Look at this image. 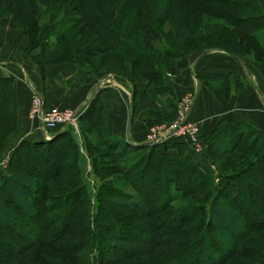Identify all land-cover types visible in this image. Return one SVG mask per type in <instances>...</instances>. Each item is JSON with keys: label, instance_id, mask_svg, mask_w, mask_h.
Listing matches in <instances>:
<instances>
[{"label": "rangeland", "instance_id": "374dc122", "mask_svg": "<svg viewBox=\"0 0 264 264\" xmlns=\"http://www.w3.org/2000/svg\"><path fill=\"white\" fill-rule=\"evenodd\" d=\"M159 1L160 5H157ZM227 1L232 0H0V29L6 27L12 38L7 39L10 48L8 43L2 45L6 53L0 49V56H8V52L10 56H22L41 72L47 65L74 61L88 73L114 71L132 80L135 77H149L150 80L152 76L145 72L144 63L151 69L168 70L179 58H187L195 49L221 45V48L248 57L264 79V49L253 38L254 22L237 18L236 27L234 18L216 14L220 6L245 18L248 14L256 16L257 7L251 0H244L248 3L237 8ZM9 2L19 3L17 7H10ZM155 6L157 13H163L166 7L165 15L157 18L153 13ZM79 15L94 17L93 28L110 22L116 36L107 34V37L118 38L119 43L106 50L103 48L105 43L97 39L101 37L99 32L96 34L93 28H88L86 34H80L81 24H77L72 28L73 36H84L83 46L93 50L84 51L85 56L73 57L70 61L44 65L43 61L59 58L53 55L60 43L57 42L59 32L54 31L51 24L67 22L66 18ZM182 24L190 29L197 28L198 36L195 39L176 38L175 29ZM231 30L235 35L229 34ZM21 43L24 46L20 49ZM48 53L50 58L46 55ZM135 54L143 57L138 66L129 63V56ZM164 79L165 76H160L158 81ZM228 92L225 89L216 95L224 101ZM32 95L30 117H34L31 114ZM187 95L188 91L182 94L183 97ZM8 104L4 103L0 108V179H4L2 186L0 180V203L20 219L14 227L4 226L0 221V264H264V193L262 196L257 186L251 185V197L241 195L235 198L226 191L220 195L222 190L218 188L224 179L216 174L219 171L264 176V157L253 144L247 143L251 137L234 146L231 141L234 131L220 133L218 142L225 152L220 156L211 155L206 160L213 170V177L204 181L202 186L197 183L187 185L190 190L198 188L191 190L192 195L182 193L184 197H181V185L177 187L178 193L174 192L179 195L175 200L166 198V193L162 192L163 199H166L161 201L156 198L155 189L150 196L147 190V182L157 172L155 160L150 163H154L153 173L150 170L135 176L130 171L124 172L131 166L140 168L148 149L127 150L124 155L123 152L117 155L120 147L108 149L102 140L103 135L98 133L96 113L92 110L84 124L85 134L88 133L90 138L87 149L90 158L79 154L71 157L70 162L68 159L66 167L57 168L51 160L43 158L37 162L35 152L30 150L23 162L20 155L25 147L17 149L10 157V168L13 171L27 170L38 185L37 201L30 213L25 214L12 202L9 182L6 183L3 177L4 173L8 174L10 154L6 148L15 122L14 112L8 109ZM94 105L95 102L92 103L93 109ZM61 109L71 111L73 108ZM173 119L159 116L157 121L145 125L143 136L160 125H168ZM188 120L195 122L189 117ZM175 163L170 166V171L175 169ZM81 179L83 184L77 187V181ZM159 180L153 178L151 181L155 184ZM159 183L164 185L163 181ZM75 187L78 192L74 199L60 207L61 196ZM144 193H147L146 197H143ZM215 195L237 215V233L231 230L225 232L227 234L219 233L205 223L203 210ZM109 199L123 200L126 204L117 205ZM245 200H248L247 204ZM96 225L97 232H93ZM94 241L97 243L92 247Z\"/></svg>", "mask_w": 264, "mask_h": 264}, {"label": "crops", "instance_id": "0c3cea01", "mask_svg": "<svg viewBox=\"0 0 264 264\" xmlns=\"http://www.w3.org/2000/svg\"><path fill=\"white\" fill-rule=\"evenodd\" d=\"M262 31L260 38L264 44ZM7 39L12 40L11 35L6 27L1 26L2 53H6L3 44L11 45ZM23 46L21 43L18 48ZM203 50L205 52L194 62L189 61V56L181 57L170 69H165L166 87L160 92L156 91L158 84L150 83V91L144 93L150 86V80L133 78L138 89L136 95L126 77L110 72L88 73L74 61L47 65L41 72L22 56H10V52L8 56L1 55V105L9 103L8 109L14 112L15 117L7 152L10 154L21 140L48 139L55 132L44 129L36 118L30 117L33 92L42 96L47 107L78 109L81 115L90 107L93 97L98 95L101 102L99 114L103 122L117 138L133 143L147 142L143 128L153 120L157 121L159 116L174 118L177 102L186 91L194 96L189 119L198 122L202 133L212 140L223 132V120L229 114L241 121V130L247 131L245 125L264 130V79L260 71L246 56H235L221 48ZM225 85L229 92L223 101L216 94L225 90ZM169 140L184 141L175 138ZM191 152L196 159L206 161L209 158L204 152Z\"/></svg>", "mask_w": 264, "mask_h": 264}, {"label": "trees", "instance_id": "16d2710c", "mask_svg": "<svg viewBox=\"0 0 264 264\" xmlns=\"http://www.w3.org/2000/svg\"><path fill=\"white\" fill-rule=\"evenodd\" d=\"M248 1V0H247ZM247 1H242V0H232V1H227L230 6H233L235 8L237 7H243L244 3H248ZM10 7H17L19 2H9ZM242 3V4H241ZM251 3L257 7V14L256 16H251V14L244 16H239L237 12L233 11H228L225 8H222L218 5H215L218 7V10L216 11V14L219 16H224L228 17L229 19L234 18L233 23L235 24L234 26L237 27V21L238 20H246L252 23V25L255 26V30L253 32V38H255V41L257 44L261 45L262 50L264 49V44L263 41H261V33L264 30V9L260 3L259 0H251ZM160 5V1L157 3V5ZM21 6V5H20ZM85 8V7H84ZM166 9V7H165ZM165 9L163 10V13H157L156 6L153 8V13L157 18H160L165 15ZM200 9V7H199ZM85 11V10H84ZM83 11V12H84ZM85 13V12H84ZM242 13V12H241ZM246 13V12H245ZM11 18V16H7V18ZM6 18V19H7ZM239 18L237 21L236 19ZM68 21L67 22H58L56 24H51V28L59 32L57 42L59 43L55 49V52L53 55L59 56V58L51 59V61H43L44 65L47 63L51 62H64V61H70L73 57H80V56H85V52H91L93 49L92 48H87L84 45V36H78L79 38H75L77 36H73L74 33H72V28L76 26L77 24H81V27L78 29L80 34H86V31L88 28H93L92 25L94 23L92 21H95L94 17H86L84 15L82 16H77L74 18L73 16H70L69 18H66ZM260 20V21H257ZM262 20V21H261ZM99 21V20H96ZM260 22V23H259ZM262 23V26H261ZM71 25V26H70ZM111 23L106 22L103 24L96 25L94 31L96 34L99 32V35H101L100 38L97 37V39H100L102 43H105L103 48L111 50L112 48L115 47V44L119 43L118 38H112L108 39L107 34H114L113 29L110 27ZM257 27V28H256ZM226 26H223V29H225ZM227 29V28H226ZM230 30V29H229ZM233 30L229 31V34L235 35V33H232ZM199 30L197 28L195 29H190L186 25H179L175 29V37L178 39H195L198 36ZM228 32V30H227ZM61 33V34H60ZM64 34V36H63ZM79 34V35H80ZM61 35V36H60ZM238 40V38H237ZM48 42V41H47ZM223 46L221 45H215L211 47H206V48H198L196 50H203V49H211V48H221ZM226 50L232 55L239 56L237 52L234 50H229L225 48H221ZM192 51V52H194ZM191 52V53H192ZM190 53V54H191ZM38 56L42 54V51L40 53H37ZM94 54V53H93ZM130 54V53H127ZM188 54V56L190 55ZM46 55H49L46 54ZM133 55V54H131ZM50 58V55H49ZM140 58H143L141 56H138V54H135V56H129V63L135 64L136 66L139 65L140 63ZM80 59V58H79ZM145 59V57H144ZM78 61V59H76ZM124 60V58L122 59ZM146 61V60H145ZM145 64V72L151 74L152 79H150L151 84H158L159 87L156 88V91L160 92L165 86V81L160 80L161 78H164L165 76V71L162 69H151L149 68L150 66L146 63ZM143 65V64H142ZM136 71L140 72L139 68L136 67ZM117 74L122 77H126L131 84L133 85V94H137V89L134 85V82L132 78L130 79L129 77L118 73V72H110ZM149 79V77H146ZM159 78V79H158ZM151 84H149V88H147L144 93H148L150 91ZM225 89L228 88L227 85L224 86ZM143 93V94H144ZM1 95V99H3ZM134 99V97H133ZM95 102L94 109L92 108V103ZM2 103V100H0V105ZM90 107H88L83 114L80 116V118L77 121V126H78V132H75L73 128H64V129H56L53 130L55 131L48 139H41V140H21L18 142L14 148L10 151L9 159H8V174L3 175V177L7 180L6 183L9 185V193L12 198V202L19 208L20 211L25 212V214L30 213V208L35 205V202L37 201V192H38V185L36 183V180L34 176L28 172L27 170H17L13 171V169L10 168L11 164V159L12 155L16 152L17 149L25 147L26 149L24 150L23 154L20 155L23 160V162L26 161V156L28 155L30 151H34L36 156L35 158L37 159V162L39 159H46L51 160L52 164H56L57 168L61 167H66L68 165L67 160L69 159V162L71 161V157H77L79 154L86 156L87 158H90V154L88 152V141L89 135L86 133V129H84V124L88 119V114L91 113L92 110L96 113V122L98 125V133H101L103 135L102 140H104V143L108 147V149H117L120 147V151L118 152L117 155H123L127 152L138 150V149H143L147 148V153L143 155V163L141 164L142 166L140 168H135L131 166L132 168L124 170V172H131L135 176L139 173L143 172H149L152 169V164H150L154 160L156 161L155 164H157V172L156 174L147 182V190L152 193L154 192L155 189V194H157V199L163 201L166 198H172L173 200L179 198V195H175V193H178L177 187L181 185V190L180 196L184 197V194H189L192 195L194 190H197L198 188H191L193 190L191 192L190 186L188 187L190 183L195 184L197 183L198 185L202 186L204 181L208 179V181L213 177V170L209 164H207V161L200 160L194 158L190 152L192 151L189 144L186 141H174V140H168L166 142H155V143H133L130 140H121L117 138L112 130L110 129L109 126H107L103 120L100 117V109H101V102L100 98L98 95H95L93 99L91 100ZM90 112V113H89ZM225 121V125L223 126L222 133L226 134L227 132L230 133V131H234L233 137L231 139L232 143L234 146H237L244 140L246 141L247 138L251 137L250 141H247L249 144H253L255 148H257L258 151L261 152V155L264 157V130L260 129H254L251 126L247 127L245 125V128H247V131L241 130V121L234 115L229 114L225 117L223 120ZM206 136V143L207 146L204 150V153H206L209 156L211 155H217L220 156L225 152L224 147L221 146L218 142V138L212 140L209 136ZM255 142V143H253ZM91 146H99L97 144H91ZM30 150V151H29ZM154 151V152H153ZM32 152V153H34ZM193 153V152H191ZM194 154V153H193ZM153 157V159H152ZM176 161L174 165V172L170 171V166H172L173 162ZM213 164L215 166V161L212 159ZM264 161V158H263ZM22 162V163H23ZM36 162V165H37ZM32 165V164H30ZM71 165H74V162L71 163ZM151 166V167H150ZM155 166V165H154ZM255 166L258 167V163L255 162ZM154 168V167H153ZM217 171V170H216ZM58 172V170H56ZM10 173V174H9ZM217 176L219 178L224 179V182L219 190H222L220 195L224 194L225 191L228 194H231L232 196H235V198H238L241 195H247L251 197V192L249 191V187L251 185L257 186L259 189V193L263 196V188H264V176H256L254 174H247V175H241L239 172L235 173H221L217 171ZM57 175V174H56ZM162 178H161V177ZM215 176V177H217ZM221 176V177H220ZM153 178H159V182L163 181L164 185H161L159 182L158 183H152L151 181ZM2 179V178H1ZM0 179V180H1ZM255 179V180H253ZM251 180V181H250ZM78 185L77 187H80L81 184H83V180L81 179L80 181H77ZM4 183V179H2L1 186ZM158 184V186H157ZM160 186V187H159ZM146 190V191H147ZM77 188H72L68 189L60 198V202L64 206L66 203L71 202L74 197L77 194ZM162 192L166 193V198L163 199L165 195H162ZM175 192V193H174ZM174 193V194H173ZM184 193V194H182ZM147 193L143 194V197H146ZM188 196V195H187ZM171 200V199H170ZM248 200H245V204H247ZM109 202L117 204V205H125L126 203L123 200H112L109 199ZM133 204H130L129 206H132ZM168 206V205H166ZM165 206V207H166ZM204 211V216H206V224L209 223L213 227L216 228V230L219 233H225L227 231H232L234 233L238 232V219L237 215L232 211V209L220 202L217 199V196H212L210 198L209 203L205 206ZM18 219L20 217H17L13 213H11L5 206H3V203H0V221L4 226H9V227H14L15 224L18 225ZM22 222V221H20ZM96 227H94L93 232H97ZM37 230V229H36ZM37 236H39L38 231H36ZM227 234V233H225ZM97 243V241L93 242V246ZM96 247L99 248V246L96 245Z\"/></svg>", "mask_w": 264, "mask_h": 264}, {"label": "built area", "instance_id": "2783aa9c", "mask_svg": "<svg viewBox=\"0 0 264 264\" xmlns=\"http://www.w3.org/2000/svg\"><path fill=\"white\" fill-rule=\"evenodd\" d=\"M32 115L46 130L53 131L72 127L78 130L77 121L80 112L76 109L68 111L58 107H45L42 96L33 92ZM194 96L188 93L186 97H181L177 102L176 115L168 125H160L151 130L145 137L149 143L166 142L169 139H182L186 141L194 153L204 152L207 143L206 136L201 131V125L198 122L188 120V115L193 106ZM5 167V166H4Z\"/></svg>", "mask_w": 264, "mask_h": 264}, {"label": "water", "instance_id": "95a60500", "mask_svg": "<svg viewBox=\"0 0 264 264\" xmlns=\"http://www.w3.org/2000/svg\"><path fill=\"white\" fill-rule=\"evenodd\" d=\"M204 52H205L204 50H196V51L192 52L189 55V61L194 62L195 59H197L199 56H201ZM79 118H80V116H79ZM144 143H149V142H144Z\"/></svg>", "mask_w": 264, "mask_h": 264}]
</instances>
